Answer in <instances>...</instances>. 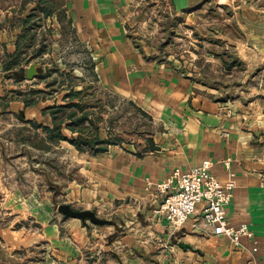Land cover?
Segmentation results:
<instances>
[{"label": "crops", "instance_id": "1", "mask_svg": "<svg viewBox=\"0 0 264 264\" xmlns=\"http://www.w3.org/2000/svg\"><path fill=\"white\" fill-rule=\"evenodd\" d=\"M72 1L67 18L93 61L98 83L123 100L133 101L153 119L152 150L142 151L146 147L144 140L141 151L137 150L139 146L130 149L124 144L97 155L82 153L68 141L55 143L67 145L78 158H88L84 169L92 182L93 194L101 202H117L122 206L120 211L138 214L145 223L135 224L133 233L116 237L111 243L134 246L137 253L150 254L158 261L147 264H264V133L260 135L255 116L237 104L217 100L215 89L198 85L189 74L149 59L125 28L127 0ZM171 2L181 11L191 0ZM53 26L60 28L55 19ZM15 49V43L10 45V52ZM53 63L54 68L59 67ZM60 69L69 70L66 65ZM56 101L63 102L56 95L25 109L21 100L10 106L12 112L24 109L27 120L40 119L51 125L50 115L42 111ZM205 160L213 162L212 171L222 184L235 180L227 218L234 226L248 224L253 232V237H242L238 247L226 237L196 232L193 219L174 230L157 212L163 200L158 183L176 168L188 171ZM36 206L41 215L32 232L4 229L0 264L6 263L1 255L5 251L9 262L21 258V249L31 248L34 251H29L28 256L36 251L44 255L43 259L39 256L38 263H45L51 251L55 263L63 264L65 260L78 264L85 257L89 261V250H94V254L106 250L104 245L109 241L100 236L91 240L79 219L53 222L45 202L36 200ZM22 208L31 207L26 203ZM62 227L70 236L62 234ZM155 245L162 248L156 250ZM107 247L110 249V244ZM138 258L143 261L142 256Z\"/></svg>", "mask_w": 264, "mask_h": 264}, {"label": "rangeland", "instance_id": "2", "mask_svg": "<svg viewBox=\"0 0 264 264\" xmlns=\"http://www.w3.org/2000/svg\"><path fill=\"white\" fill-rule=\"evenodd\" d=\"M38 1L0 0V238L2 233L4 235V229L34 230L41 215L36 200L47 204L51 221L58 223H63L65 218L58 209L59 205L68 204L77 210H92L100 219L111 221L97 224L90 218L85 221L76 218L87 228L91 240H97L100 236L110 244V249L106 243V250L99 254L89 250V253L92 252L87 255L89 261L85 257L78 264L158 262L150 254L137 253L134 246L111 243L116 237L133 233L135 224L140 223L142 226L145 223L140 221L138 214L120 211L122 206L119 203L105 205L98 195L93 194L92 182L84 169L88 158H78L67 145L44 141L43 130L29 123L23 109L12 112L10 103L17 101V91L47 90V83L58 75L53 74L44 79H39V76L53 69V62L60 68L66 65L73 75L78 76L76 89L94 86V101L99 99L103 103L108 102L106 89L88 70L93 61L87 49L81 43L76 28L67 22L73 1L48 0L54 11L49 17H44L42 11L36 9ZM171 1L127 0L125 28L128 34L154 63H162L185 75L189 74L198 85L215 89L217 100L237 104L252 117L255 116V125H259L257 129L260 135L263 134L264 0H191L190 5L181 11H177L175 3ZM32 9L38 15L34 17L36 28L26 33L28 44L32 46L22 55V63L16 69L5 71V62L10 60L9 54L13 53L9 47L13 43L16 46L22 31L21 20L31 14ZM63 11L66 17L62 23L58 14ZM54 19L60 28L53 26ZM33 33L34 40L30 41ZM43 43L47 49L42 55H35ZM30 65L37 70L32 80L26 77V69ZM64 89L66 91L67 88ZM64 93L57 94L58 98H62ZM109 98L111 116L116 118V125L125 131H130L134 126L138 128L135 132L130 131V134L124 133L126 139L132 140L126 145L136 149L134 141H137V150L141 151L143 139L135 133L148 129L152 124L136 114L127 102L114 95ZM35 121L44 124L40 119ZM149 129L152 130V126ZM26 203L31 208L23 209L22 204ZM130 205L134 206L133 203ZM61 230L63 235L70 236L65 227ZM91 233H94V237ZM154 242L157 243L156 240ZM155 248L160 250L162 246L155 245ZM32 250L30 248L29 251ZM29 251H18V257L21 258L15 262H9L6 251L1 255L5 264H61L51 260L54 257L51 251L46 255L45 263H38L39 256L43 259L44 255L36 251L30 257ZM141 256L143 261L138 258ZM63 264L69 263L63 260Z\"/></svg>", "mask_w": 264, "mask_h": 264}, {"label": "trees", "instance_id": "3", "mask_svg": "<svg viewBox=\"0 0 264 264\" xmlns=\"http://www.w3.org/2000/svg\"><path fill=\"white\" fill-rule=\"evenodd\" d=\"M37 4L36 9L38 8L42 11L44 17H49L54 14L51 5L48 4V0H39ZM34 11L35 10L32 9L31 14L21 20L22 31L18 36L16 43L17 47L12 54H9L8 58L10 60L5 62V71L16 69L22 63V55L27 53V48L31 45L28 44L26 33L28 30H33L37 26V21H35L36 19L34 18L36 16ZM58 16L63 23L66 17L64 11L63 13H59ZM36 17H38V15ZM67 22H70V20ZM28 26H30V28H28ZM32 36L33 37L29 39L30 41L34 40V33ZM46 49L47 45L43 43V45L37 49L35 55H42ZM88 70L97 78L93 65H89ZM53 74H57L58 76L47 83V90L38 89L26 93L17 91V100H21L24 103V109L36 106L41 99L56 98L57 94L65 92L62 97V103H57L56 101L52 105L45 107L42 111L44 115H50L52 121L51 125L39 124L35 120L29 121L34 127H39L43 130L44 141L50 144L68 141L80 152L92 155L105 153L114 145L123 146L126 143L132 142L131 139H126L124 137V133L130 134V131L135 132L138 128L135 129L133 125V129L125 131V129H121L120 126L118 127L116 125V118L111 116L109 96L114 95L120 100L122 98L105 90L109 104L107 101L103 103L99 99L94 101L96 93L94 86H84L81 89H76L75 81L79 79L78 76L73 75V72L70 70H62L59 67L50 69L47 74L40 75L39 79L47 78ZM64 88H67L66 91H64ZM123 101L127 102L136 114H140L148 123L152 124L153 119L146 111L141 109L133 101ZM149 127L148 129H143L135 133L146 142V147L142 151L154 149L153 132ZM134 143L136 147L137 145L139 146L137 141H134Z\"/></svg>", "mask_w": 264, "mask_h": 264}, {"label": "built area", "instance_id": "4", "mask_svg": "<svg viewBox=\"0 0 264 264\" xmlns=\"http://www.w3.org/2000/svg\"><path fill=\"white\" fill-rule=\"evenodd\" d=\"M212 166V161L205 160L188 171L174 169L157 185L163 196L157 212L174 230L181 229L193 219L196 232L226 237L238 247L242 237H253V232L246 223L238 226L229 223L227 207L236 183L231 179L222 184L213 173Z\"/></svg>", "mask_w": 264, "mask_h": 264}, {"label": "water", "instance_id": "5", "mask_svg": "<svg viewBox=\"0 0 264 264\" xmlns=\"http://www.w3.org/2000/svg\"><path fill=\"white\" fill-rule=\"evenodd\" d=\"M37 75V70L33 65H30L26 71V77L29 80L35 79ZM59 211L65 215V218L73 217V218H80L85 221L87 218H90L93 222L97 224H108L111 223L109 220L100 219L96 212L92 210H77L72 208L68 204H61L58 207ZM180 246H185L183 243Z\"/></svg>", "mask_w": 264, "mask_h": 264}]
</instances>
